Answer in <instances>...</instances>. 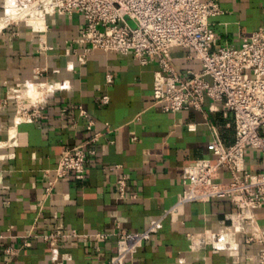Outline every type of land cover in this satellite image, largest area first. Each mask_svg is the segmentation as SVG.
Listing matches in <instances>:
<instances>
[{"label":"crops","instance_id":"1","mask_svg":"<svg viewBox=\"0 0 264 264\" xmlns=\"http://www.w3.org/2000/svg\"><path fill=\"white\" fill-rule=\"evenodd\" d=\"M222 13L210 19L217 46L240 47L254 32L264 31V0H215ZM48 43L55 50L40 54L38 34L21 25L0 38V104L8 95L23 102L31 96L14 88L35 80L36 72L49 64L42 81L69 80L72 89L59 92L45 105L40 123L15 125L14 102L0 110V143L14 135L13 158L0 160V264H106L117 252L114 235L120 228L142 232L176 204L184 190L182 170L204 158L213 159L208 145L217 136L227 146L235 141L233 114L222 102L206 99L202 111L164 113L152 105L156 64L141 65L133 54L90 53L85 64L82 49L73 40L86 24L80 15L60 14L47 19ZM178 72L200 69L184 48L171 51ZM74 64L73 71L67 70ZM60 70L54 74L53 70ZM112 76V81H108ZM38 85H28L30 87ZM40 90V89H39ZM39 98L44 90L39 92ZM107 96L108 103L102 98ZM65 110V113L63 112ZM85 110L94 121L87 129ZM98 134L96 155L88 159L84 180L61 177L53 194L45 198L49 172L57 168L66 150ZM0 149V155L8 154ZM264 160L249 150L240 171L257 174ZM126 180L121 196L117 182ZM220 171L217 181L228 179ZM232 207L227 200L189 203L167 217L129 264H252L247 257L264 248V208L256 213L263 243L243 244L239 257L212 250L193 252L188 232H216ZM63 225L67 234L52 262V250L41 236ZM98 234L109 235L106 239ZM33 236L29 238V236ZM29 242V246L25 243ZM13 249L14 254L7 253Z\"/></svg>","mask_w":264,"mask_h":264},{"label":"built area","instance_id":"2","mask_svg":"<svg viewBox=\"0 0 264 264\" xmlns=\"http://www.w3.org/2000/svg\"><path fill=\"white\" fill-rule=\"evenodd\" d=\"M221 13L215 0H0V38L8 33L20 37L14 28L24 25L38 34V53L47 55L55 50L48 43L47 19L60 14L80 15L86 24L73 40L82 49L77 55L80 64H85L90 53L96 50L123 55L131 53L141 65H157L152 105L162 112L202 111L206 99H210L222 102L226 112L234 116V143L227 146L217 136L208 145L213 159H200L184 167V190L178 201L161 218L153 220L148 229L129 232L118 224V232L114 234L118 237L117 252L106 264H129L135 254L163 229L164 220L189 203L224 199L232 207L216 232L185 234L193 252L210 249L239 257L243 244L263 243L256 213L264 208V163L257 174L241 172L240 167L249 150L259 151L264 160V31L254 32L240 47L214 49L217 38L210 19ZM175 48L187 50L190 60L198 62L200 69L184 74L178 72L171 55ZM48 68L49 64L37 70L35 80L16 86H40L44 90L40 100L23 102L10 94L0 104L2 110L10 101L14 102L15 125L40 123L45 105L59 92L72 89L69 80L42 81ZM74 69L73 63L67 65L68 71ZM53 73L59 74L60 70L55 69ZM108 81H112V76H108ZM102 102L108 103L109 98L103 97ZM80 113L87 119L88 131H93L94 121L85 110ZM98 136L95 134L85 143L66 150L57 168L49 172L45 198L53 194L61 177L71 175L76 180L85 179L88 159L96 155L93 146L98 142ZM16 145L14 135L10 136L9 142L0 143V149L9 151L0 155V160L12 159ZM220 171L228 173L229 178L217 181ZM125 186L124 178L117 182L121 196L125 195ZM3 188L0 184V190ZM70 236L77 234H67L63 225L41 236L52 250V262L59 260L62 239ZM96 237L106 239L109 235L98 234ZM7 253L13 255L15 252L8 249ZM247 259L252 264H264V248Z\"/></svg>","mask_w":264,"mask_h":264},{"label":"bare ground","instance_id":"3","mask_svg":"<svg viewBox=\"0 0 264 264\" xmlns=\"http://www.w3.org/2000/svg\"><path fill=\"white\" fill-rule=\"evenodd\" d=\"M40 87V86H39ZM15 88H18V87H15ZM41 88V87H40ZM38 87H35V86H30V87H20L19 89H16V91H18V93L21 95H25L27 92L29 94H33V93H36L38 92Z\"/></svg>","mask_w":264,"mask_h":264},{"label":"rangeland","instance_id":"4","mask_svg":"<svg viewBox=\"0 0 264 264\" xmlns=\"http://www.w3.org/2000/svg\"><path fill=\"white\" fill-rule=\"evenodd\" d=\"M39 89L40 90H38V92L31 94V96L28 97V99L38 100L39 95H40L39 92L42 91V89L40 87H39Z\"/></svg>","mask_w":264,"mask_h":264}]
</instances>
